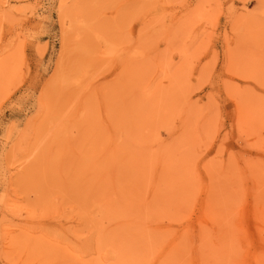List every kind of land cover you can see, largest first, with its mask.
Returning a JSON list of instances; mask_svg holds the SVG:
<instances>
[{"label": "rangeland", "instance_id": "rangeland-1", "mask_svg": "<svg viewBox=\"0 0 264 264\" xmlns=\"http://www.w3.org/2000/svg\"><path fill=\"white\" fill-rule=\"evenodd\" d=\"M0 264H264V0H0Z\"/></svg>", "mask_w": 264, "mask_h": 264}]
</instances>
